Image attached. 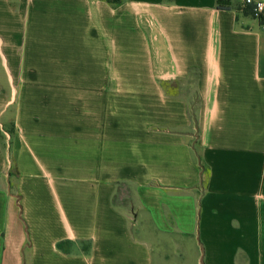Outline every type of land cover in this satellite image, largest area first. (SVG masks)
<instances>
[{"label":"crops","instance_id":"1","mask_svg":"<svg viewBox=\"0 0 264 264\" xmlns=\"http://www.w3.org/2000/svg\"><path fill=\"white\" fill-rule=\"evenodd\" d=\"M243 1L0 0V264H154L151 229L264 264V21ZM61 49L97 85L79 143L51 105Z\"/></svg>","mask_w":264,"mask_h":264},{"label":"rangeland","instance_id":"2","mask_svg":"<svg viewBox=\"0 0 264 264\" xmlns=\"http://www.w3.org/2000/svg\"><path fill=\"white\" fill-rule=\"evenodd\" d=\"M109 4V3H108ZM110 5V4H109ZM121 5V4H119ZM117 5V6H119ZM245 5V4H243ZM111 7H117L110 5ZM251 8V7H250ZM250 15L254 17L253 9H250ZM255 18V17H254ZM59 41V40H58ZM111 41V40H110ZM109 37L106 36L105 39V58H110L111 54L108 52L109 48ZM62 46H64L62 44ZM59 52L58 63L61 64V67H58V82L56 85L57 93L56 99L51 103L53 104L56 113H57V122L58 125L70 122L73 135V143L80 142V129H81V116L83 113H86V109L89 111L93 110L95 113L96 110V83H82L79 73V68L75 67L76 62L73 61L72 67L68 65V62L65 61V51ZM80 54V53H78ZM125 70V74L130 72V69ZM71 72V73H70ZM79 75V76H77ZM3 79H6L3 76ZM0 86L7 88L6 83H0ZM89 98H86V97ZM93 98V99H92ZM32 102V101H31ZM112 103V101H109ZM127 105L125 101H117L119 104ZM133 103L135 101H132ZM35 106L36 112L42 110L47 111L49 104L44 100L34 101L27 106L30 110H33L31 106ZM117 108H122L117 106ZM112 109V108H111ZM15 111V109H13ZM119 110V109H118ZM6 130L10 134V143H12L15 138V126L13 123L7 125ZM12 151V147L10 149ZM12 172L16 174V170L12 167ZM15 184V183H14ZM118 201L121 203V198H118ZM130 203H133L135 206L133 210H128V221L130 227L134 234L139 233V223L136 222V216H138L139 209L138 204L135 200L132 199ZM141 236H147L154 244V264H199L201 250L199 249L198 243L195 239H190L188 236L183 235L177 231H172L168 234H162L156 229H151L146 234L144 230L140 233ZM138 235V234H137ZM202 260V257H201Z\"/></svg>","mask_w":264,"mask_h":264},{"label":"trees","instance_id":"3","mask_svg":"<svg viewBox=\"0 0 264 264\" xmlns=\"http://www.w3.org/2000/svg\"><path fill=\"white\" fill-rule=\"evenodd\" d=\"M107 3H109L110 5H114V6H117L119 4H122V1L123 0H105ZM168 1H171V0H168ZM242 0H216V7L218 10H232L234 7L236 9H238L240 6H242ZM244 2V1H243ZM236 3H240L239 5L237 4L236 6ZM245 4V3H244ZM250 6L249 5H244L243 7V12L247 15H250ZM192 118L193 120L196 122V117L194 115H192ZM192 149L194 151V154L196 156V159L198 161V164L202 170V174L205 176V175H208L205 173L206 171V165L203 161V158H202V152H201V148L199 147V145L196 143V141L194 143H192ZM59 248H61L62 250H64V244H60L59 245Z\"/></svg>","mask_w":264,"mask_h":264},{"label":"built area","instance_id":"4","mask_svg":"<svg viewBox=\"0 0 264 264\" xmlns=\"http://www.w3.org/2000/svg\"><path fill=\"white\" fill-rule=\"evenodd\" d=\"M253 9L255 19L264 21V2L260 0H244Z\"/></svg>","mask_w":264,"mask_h":264}]
</instances>
